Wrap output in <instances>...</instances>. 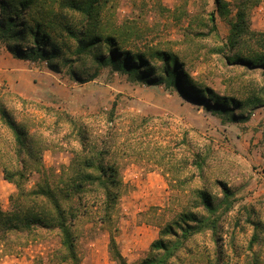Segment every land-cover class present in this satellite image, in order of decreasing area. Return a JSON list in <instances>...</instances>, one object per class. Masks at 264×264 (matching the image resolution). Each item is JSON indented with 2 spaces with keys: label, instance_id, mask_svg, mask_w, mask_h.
I'll return each mask as SVG.
<instances>
[{
  "label": "trees",
  "instance_id": "obj_1",
  "mask_svg": "<svg viewBox=\"0 0 264 264\" xmlns=\"http://www.w3.org/2000/svg\"><path fill=\"white\" fill-rule=\"evenodd\" d=\"M118 0H0V45L11 56L32 62L43 61L55 72H66L78 82L95 79L102 68L124 73L133 82L162 85L190 103L201 106L224 120H246L244 103L233 97L220 96L187 72V63L172 49L156 44L143 49L129 47L131 40L141 37L135 25L119 24L115 16ZM263 0H233L235 12L230 15L229 2L213 0L215 12L192 17L183 29V43L216 35V15L225 19L229 28L221 45L227 63L258 68L264 79V31L250 28L252 9ZM163 12L165 8L158 4ZM264 95V85L261 90ZM263 103L262 98L248 100L252 108ZM114 104L108 112L112 123ZM73 131L76 147L66 166L56 173L43 166L41 154L54 146V140L29 131L24 122H17L0 103V120L12 135V155L15 165L2 164L3 179L12 183L15 191L9 195V209L0 207V256L17 254L29 243L54 234L55 248L44 264H80L77 242L85 224L94 222L108 233V252L114 264H229L237 255L234 232L228 243L221 233V222L233 209V193L225 183L215 179L219 194L210 190L207 157L192 154L194 172L184 173L179 164L167 156L166 174L171 175V188L186 194V203L170 212L168 219L157 220L160 207H150L141 215L145 222L158 226L147 254L136 263L128 262L116 241L118 233L117 206L125 194L121 169L127 158L136 156L137 145H126V138L102 139L94 142L83 124L68 113H59ZM56 125H59L57 122ZM110 132L108 135L110 136ZM67 135V134H66ZM71 138L65 140L71 145ZM31 172L38 180L27 187ZM198 179L199 184L196 183ZM99 200L94 210L93 202ZM172 207H165L171 210ZM237 211L234 227L241 222L251 227L247 243L250 252L244 264H264V223L253 205ZM208 235L211 249H200L199 236ZM229 250L231 254H229ZM39 264H43L42 261Z\"/></svg>",
  "mask_w": 264,
  "mask_h": 264
},
{
  "label": "rangeland",
  "instance_id": "obj_2",
  "mask_svg": "<svg viewBox=\"0 0 264 264\" xmlns=\"http://www.w3.org/2000/svg\"><path fill=\"white\" fill-rule=\"evenodd\" d=\"M229 2L230 15L235 12L233 0ZM160 3L165 11L156 6ZM215 12L213 0H118L115 16L119 24L135 25L142 38L129 43L133 49L156 44L163 49L176 51L188 65L187 72L220 96L233 97L244 103L246 120L231 122L218 114L196 106L162 85L133 82L124 73L102 68L99 75L86 82H78L61 71H51L43 61L16 60L0 45V67L10 70L8 80L2 81L0 70V103L17 121L28 125L29 131L43 138L53 139L54 146L41 154L43 166L58 173L68 165L76 147L73 131L59 113H68L81 122L90 138L98 143L102 139L124 137L126 145H137L136 156L127 158L121 175L126 186L125 194L117 206L118 233L116 241L120 252L130 263H136L147 254L150 242L157 237L158 226L145 222L141 215L157 206L156 217L161 222L170 212L186 203V194L171 188L166 174L167 162L163 156L173 158L184 173L194 172L192 154L207 157V175L210 190H220L213 183L218 179L233 193V209L221 222V233L228 243L234 232L236 255L229 264H244L250 254L247 243L251 227L244 222L234 227L237 211L253 205L264 223V79L258 68L226 62L223 53L215 51L228 34L225 19L216 15V35L202 40L183 43V29L197 15ZM250 28L264 31V0L250 14ZM4 58V59H3ZM258 97L263 103L251 109L249 99ZM114 104L112 123L108 112ZM59 125H56V123ZM110 132V136L108 135ZM67 134V135H66ZM71 138V145L65 140ZM12 135L0 120V207L9 209V195L15 191L12 183L3 179L2 164L15 165L12 155ZM31 172L27 187L38 180ZM199 184L198 179L196 183ZM96 211L99 200L93 202ZM165 207H172L165 210ZM200 249L212 248L208 235L197 238ZM58 239L49 234L43 240L29 243L17 254L0 256V264H44L57 248ZM80 264H114L108 252V233L94 222L85 224L77 242ZM229 254L231 251L229 250ZM264 257V249H262Z\"/></svg>",
  "mask_w": 264,
  "mask_h": 264
},
{
  "label": "crops",
  "instance_id": "obj_3",
  "mask_svg": "<svg viewBox=\"0 0 264 264\" xmlns=\"http://www.w3.org/2000/svg\"><path fill=\"white\" fill-rule=\"evenodd\" d=\"M0 55H3V54H0ZM11 55V54H10ZM1 58V57H0ZM6 58V60L8 61V62H15L16 60H21V59H17V58H15V57H13V56H9V57H5ZM4 59V58H3ZM0 70H2L1 69V67H0ZM2 72H4V73H2V81H4V80H8V78H9V74H8V72H10V70H2ZM1 79V78H0Z\"/></svg>",
  "mask_w": 264,
  "mask_h": 264
}]
</instances>
